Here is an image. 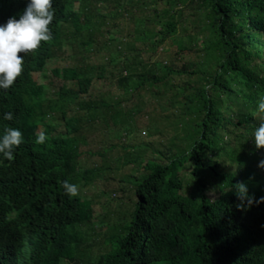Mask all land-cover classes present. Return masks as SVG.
Wrapping results in <instances>:
<instances>
[{"label":"trees","instance_id":"trees-1","mask_svg":"<svg viewBox=\"0 0 264 264\" xmlns=\"http://www.w3.org/2000/svg\"><path fill=\"white\" fill-rule=\"evenodd\" d=\"M158 1L104 0L102 12L89 9L82 20L80 7L89 1L54 0L57 11L49 26L53 38L27 52L16 83L0 89V117L9 110L15 114L12 121L0 118V136L8 127H17L24 137L14 159L0 156V264H61L62 260L66 264H264V201L241 208L236 190L243 182L257 201L264 197V166L260 165L264 148L256 147L253 136L264 122L258 107L264 99V0H197L195 18L179 36V21L167 8L162 13L168 18L161 17L157 8L145 16V32L154 52L169 37H179L192 44L186 49L196 46L205 61L210 59L205 70H190L174 58L159 75L145 63L142 71L131 73L135 64L116 67L115 59L103 53L96 58L100 20L107 18L106 32L111 36L120 20H126L130 5L137 16L144 12L143 5ZM27 3L0 0V23L11 16L19 18ZM69 22L76 33L88 28L80 44L84 53L96 54L85 67L64 68L62 75L53 69L54 75L78 86L67 103L64 95L53 103L51 109L63 121L55 125L48 120L45 92L33 73L49 68L66 38L63 25ZM184 50L180 47L176 54L181 56ZM91 70L100 81L117 74V85L124 90L134 77L140 80L137 86H166L172 75L197 76V84L174 93L173 100L181 94L184 98L186 118L180 121L179 132L169 137L167 147L150 149L149 162L132 157L116 166L111 159L78 170L86 151L81 148V124L85 120L95 124L101 111L111 118L125 115L113 109L120 101L109 104L103 93L91 99L100 91L96 86L91 90L93 76H82ZM85 110L87 119H82L80 112ZM60 124L63 132H58ZM41 131L47 133L45 143L36 140ZM111 148L99 154L105 157ZM188 161L192 169L182 171ZM131 164L132 172L116 181L115 174ZM64 180L80 186L99 182L104 192L109 184L119 182L133 191L126 217H120L121 204L94 257L87 255L93 252L91 237L81 230L92 221L93 205L85 204L80 194L66 193Z\"/></svg>","mask_w":264,"mask_h":264},{"label":"rangeland","instance_id":"rangeland-1","mask_svg":"<svg viewBox=\"0 0 264 264\" xmlns=\"http://www.w3.org/2000/svg\"><path fill=\"white\" fill-rule=\"evenodd\" d=\"M87 1H89V5L87 4L86 7L83 5L79 10V16L82 20L84 18L82 16L83 12H89V9L102 12V7L106 4L104 0ZM196 6L197 0H160L143 5V14L139 13L135 16L130 5L129 15H126V20L118 18L120 20L117 26L118 29H114V33L111 36L106 32L108 26L106 22L108 20L104 17L103 20H100L102 29L95 35L98 42L95 50L97 51L96 58L99 59L100 53H103L101 54L103 57L115 59L114 64L116 67L127 65L128 63L135 64V67L130 70L131 73L142 71L143 64L145 63L148 70L151 69L159 75L164 70V65L174 58L178 60L180 65H188L187 67L190 70H205L209 65L210 59L205 61L204 52L196 50V46H192V50H188L186 48L192 44L189 45L187 42L180 41L179 37L176 39L169 37L154 52L149 35L145 32L148 24L145 16L151 12V9L157 8L160 16L163 18H168V14L175 16V19L179 21L177 36L182 35L184 29L195 18ZM164 8H167L169 12L166 15L162 13ZM156 27L159 28V24ZM86 29L88 28H83L84 31L76 33V27L72 22L64 24L62 30L66 38L62 42V48L55 50L49 69L38 74L37 77L36 75L34 76L38 82L46 85L44 102L48 104L47 109L49 108L48 115L50 118L48 120L55 125L60 122L63 123V121H61L60 113L51 109L53 103L62 95L66 96V99L63 101L64 104L67 103L69 101L67 97L72 96V92H76L78 86L76 81H66L63 76L51 74V69H58L57 71L62 75L61 71L64 68L85 67L89 63L88 60L91 61L90 58L96 53H84L82 50L83 45L80 44L84 38L86 39ZM193 45H195V41ZM183 46L185 50L181 56L176 54L180 47ZM92 72L93 70L85 75L82 74L83 77L93 76L91 90L94 86L100 89L91 99H99L101 97L99 94L103 93L109 104L113 102L115 104L117 101H120L121 105L119 106L123 110L117 104H115L113 109L121 110L119 112L120 116L124 113L125 115L124 119L118 116L111 118L107 114L105 115V111H101L103 117L100 116L101 113H98L99 117H97L98 120L95 124H91L87 120L81 124L84 127L80 133L82 137H80V142H82L81 148H84L86 151L80 160L78 170L83 171L85 168L107 163V160L111 159L114 160L116 166L132 157L137 160L141 159L144 163L149 162L153 157L150 149L162 150L167 147L169 137L179 132L180 121L186 118L183 107L184 98L181 94L179 96L176 95L177 98L173 100L174 93L180 92L188 84L190 86L197 84V76H190L188 74L172 75L166 86L149 84L137 86V82L140 83V80L134 77L135 79H132L128 89L124 90L117 85V74L115 77H108L100 81L96 80ZM61 84L63 88H60ZM49 101L52 102L51 105ZM124 105H128L126 110H124L126 108ZM84 112L86 110L81 111L80 116L82 119H87ZM58 130V132H63V124H60ZM57 131L55 130L52 134H56ZM109 145H112V148L106 152L105 157H102L99 153L107 150ZM133 167H135L134 164L123 167L119 173L115 174L116 181H118L121 175L126 178L128 173L132 172L131 168ZM191 169V161H188L181 168L182 171H189ZM79 188V194L83 202L93 205L94 215L92 221L89 225L81 226V230L84 236L89 235L91 237L90 245L93 252L87 255L94 257L99 251L100 242L107 236V225L114 224L115 211L121 208V204L123 210L120 212V217H126L124 210L126 211L129 206V198H132L133 191L131 187L125 188L123 183L119 182L109 184L106 192H104L105 187H101L99 182L95 184L89 183L87 186L79 185ZM125 194L126 196L121 200L120 197ZM210 197L212 199L215 198L213 190L210 192ZM61 264H66V261L62 260Z\"/></svg>","mask_w":264,"mask_h":264},{"label":"clouds","instance_id":"clouds-1","mask_svg":"<svg viewBox=\"0 0 264 264\" xmlns=\"http://www.w3.org/2000/svg\"><path fill=\"white\" fill-rule=\"evenodd\" d=\"M56 11L54 0H28L19 18L11 16L6 22L0 23V89L8 90L16 83L17 78L24 71L27 52L37 49L42 41H49L53 38L52 29L49 26L55 18ZM53 69H51V74H53ZM42 72L33 73V77L35 75L37 77ZM34 79L37 81L36 78ZM38 83L43 86L45 92L46 85L42 82ZM258 107L261 112H264V99L260 100ZM0 118L12 121L15 119V114L11 110L5 111ZM253 136L256 147L264 148V122L255 128ZM23 139V132L20 128L8 127L0 136V156L9 160L14 159L16 149ZM47 139L46 131H41L36 137L38 143H45ZM260 165L264 166V161H261ZM63 186L69 195L79 194L80 188L77 183L64 180ZM236 190L241 200L238 206L241 208L251 207L254 203L264 201V197L257 201L255 195L249 192L246 183H239Z\"/></svg>","mask_w":264,"mask_h":264}]
</instances>
